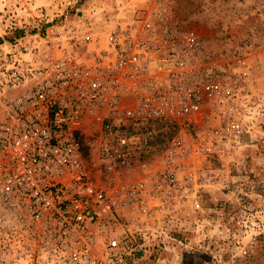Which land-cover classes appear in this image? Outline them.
Wrapping results in <instances>:
<instances>
[{"label":"built area","instance_id":"obj_1","mask_svg":"<svg viewBox=\"0 0 264 264\" xmlns=\"http://www.w3.org/2000/svg\"><path fill=\"white\" fill-rule=\"evenodd\" d=\"M149 1L0 41V264H114L154 245L253 131L262 103L242 59L204 61L168 0Z\"/></svg>","mask_w":264,"mask_h":264},{"label":"rangeland","instance_id":"obj_2","mask_svg":"<svg viewBox=\"0 0 264 264\" xmlns=\"http://www.w3.org/2000/svg\"><path fill=\"white\" fill-rule=\"evenodd\" d=\"M111 1L127 13L148 0H0V41L52 28L65 16L96 13ZM167 4L166 12L181 30L202 38L204 61L239 69L242 59L262 103L260 115L238 152L227 158L225 177L182 204L170 235L157 237L150 247L137 246L114 264H264V0ZM83 137L88 172L100 182L99 134L86 130Z\"/></svg>","mask_w":264,"mask_h":264}]
</instances>
